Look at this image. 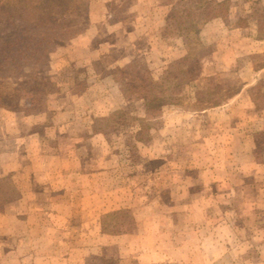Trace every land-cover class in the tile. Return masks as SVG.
I'll return each instance as SVG.
<instances>
[{
	"label": "rangeland",
	"instance_id": "rangeland-1",
	"mask_svg": "<svg viewBox=\"0 0 264 264\" xmlns=\"http://www.w3.org/2000/svg\"><path fill=\"white\" fill-rule=\"evenodd\" d=\"M75 1L86 28L92 0ZM91 10L110 20L96 39L74 41L80 34L0 79V110L47 108L38 132L58 115L83 138L79 175L64 168L83 192L73 231L80 246L68 264H264V0H107ZM0 11L16 13L18 0H2ZM190 39L203 47L186 62L179 103L149 117L138 94L126 95L124 74L159 80ZM208 100L218 105L203 109ZM58 201L32 206V227L44 234L27 247L41 257L36 264H46L44 250L60 264L49 246L54 230L65 231Z\"/></svg>",
	"mask_w": 264,
	"mask_h": 264
},
{
	"label": "crops",
	"instance_id": "crops-1",
	"mask_svg": "<svg viewBox=\"0 0 264 264\" xmlns=\"http://www.w3.org/2000/svg\"><path fill=\"white\" fill-rule=\"evenodd\" d=\"M89 3V11L83 16L84 19H88V25L84 33L74 40L78 43L88 40L87 38L96 39L99 36L98 33L102 31L101 29L104 27L106 29L110 21L101 10L97 12L96 17L91 10V8L105 6L107 0H92ZM139 19L141 18H137L136 21ZM94 53L95 51L93 54L88 53L89 56L84 58L85 61L96 58L98 51L96 50V54ZM47 114H49L47 108L46 111L40 113L0 110V177L11 175V180L20 192V197L17 200L0 211V264H36L40 262L41 257L36 258V254H32L31 249L27 250V247L32 248V245L36 244L37 235L33 236L36 231L41 233L40 236L44 235L39 228H33L30 221L32 215L37 214L32 206L36 207V202L40 199H59L58 204L64 209V233L67 232L68 236H64V233L52 228L56 232V237L54 240H50L49 245L53 252L54 246H56L55 252L58 256L60 255L59 263L68 264L71 260L70 256H73V251L80 246L81 240L74 236L76 233L73 231L77 232L82 225L83 192L81 193L78 182L64 178V168L69 169L72 165L76 167V172H72L70 176L76 175L77 177L79 175V168L84 167L85 161L79 153L80 146H82L80 141L83 138L80 137L81 133L78 130L67 124L64 118L58 115L50 118L55 124L53 127L43 126L46 130L43 133L38 132L37 118ZM56 117H60V119L55 122ZM47 130H52V135L54 139L56 138L53 150L44 147L43 140L47 137ZM82 170L80 169L81 172ZM59 175L60 179H57L56 177ZM37 176H40L41 180L36 179ZM37 182H48L56 184V186H52L50 191H42L36 189L35 186L32 187L34 189H30ZM26 186L29 189H26ZM47 230H51V228ZM45 237L44 239L39 237V241L43 242L44 240L47 245L48 235L46 233ZM21 245L22 247H20ZM71 246L70 252L64 250V254H61L63 247L69 249ZM44 254L43 262L53 264V255H47L45 250Z\"/></svg>",
	"mask_w": 264,
	"mask_h": 264
},
{
	"label": "trees",
	"instance_id": "trees-1",
	"mask_svg": "<svg viewBox=\"0 0 264 264\" xmlns=\"http://www.w3.org/2000/svg\"><path fill=\"white\" fill-rule=\"evenodd\" d=\"M203 3L224 6V3ZM218 15L221 14L213 16ZM199 24L194 22V28L198 29ZM84 30L83 22L78 19L75 0H18L16 13L0 11V79L19 76L33 61L53 47L83 34ZM202 47L198 39L186 42V55L169 65L159 80L153 79L147 71L139 78L125 73L128 80L126 95L138 94L149 117L163 112L165 106L178 104V89L190 82L186 62L196 58ZM212 103L211 100L206 101L208 106L203 109L218 105ZM139 138L142 139L141 136ZM19 197L20 192L11 175L0 177V211Z\"/></svg>",
	"mask_w": 264,
	"mask_h": 264
}]
</instances>
